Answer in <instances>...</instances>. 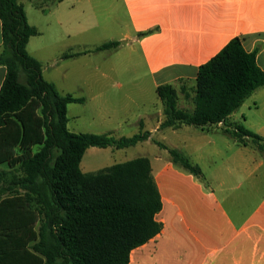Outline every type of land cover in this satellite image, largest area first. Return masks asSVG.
Instances as JSON below:
<instances>
[{"label":"crops","instance_id":"crops-1","mask_svg":"<svg viewBox=\"0 0 264 264\" xmlns=\"http://www.w3.org/2000/svg\"><path fill=\"white\" fill-rule=\"evenodd\" d=\"M55 5L67 9L69 46L59 60L66 62L68 69L93 51L123 55L126 61L113 66L111 75L100 68L92 75L74 69L61 76L82 83L86 95L62 92L56 69L49 80L43 73L44 78L62 95L84 98L88 119L112 125L105 133L121 138L149 132L148 140L136 147L146 152L157 137L168 149L188 156L205 176L206 184L174 166L167 149L166 160L148 157L162 195L163 209L156 218L163 230L132 252L130 264L135 255L143 254L139 250L149 246L153 251L150 264H264V154L250 142L241 144L225 133L228 123L241 124L264 137V130H254L255 119L247 115L258 113L257 120L264 125V87L227 122L205 127L162 128L166 117L157 93L159 86L172 85L178 92V107L193 110L199 68L237 37L247 52L256 54L257 65L264 72V0H57ZM101 18L106 23L100 35L113 31L109 20L117 31V36L102 45L119 42L117 48L97 50L102 45L91 43L90 35L100 28ZM65 54L73 56L64 58ZM6 73V67L0 66V90ZM114 76H125L127 82L114 83ZM114 88L123 92L118 104L105 94ZM73 105L77 104L68 106V116ZM126 126L134 130L131 136L124 134ZM7 167L4 164L0 170Z\"/></svg>","mask_w":264,"mask_h":264},{"label":"trees","instance_id":"trees-1","mask_svg":"<svg viewBox=\"0 0 264 264\" xmlns=\"http://www.w3.org/2000/svg\"><path fill=\"white\" fill-rule=\"evenodd\" d=\"M0 20V66L7 70L0 90V166L10 169L0 170V264H130L132 252L163 230L151 161L142 156L91 173L81 164L89 148L128 149L150 133L117 138L71 131L68 106L85 99L62 95L44 78L41 62L27 49L40 31L21 0H0ZM118 46L109 42L97 50ZM262 87L256 54L234 38L199 68L193 110L178 107L174 86L157 88L166 117L161 127L227 122ZM225 133L264 154V137L243 125L228 123ZM163 146L174 166L204 183L199 165Z\"/></svg>","mask_w":264,"mask_h":264},{"label":"rangeland","instance_id":"rangeland-1","mask_svg":"<svg viewBox=\"0 0 264 264\" xmlns=\"http://www.w3.org/2000/svg\"><path fill=\"white\" fill-rule=\"evenodd\" d=\"M21 2L25 6L29 22L36 26L41 32L40 36H36L31 39V43L28 45V50L33 52L35 56L38 57L43 67L44 76L48 80L50 78L49 76L51 72L56 69L55 74L56 76H59L58 84L62 92H74L76 95L87 94L86 87L83 86L82 83L77 84L72 79L68 81L66 78L61 77L63 74L64 77H66L68 70L73 71L74 69H81L86 71L87 74L92 75L95 73L96 69L99 70L100 68H105L108 70V74L111 75L113 73L111 72V68L113 66H120L122 62L126 61L123 55L109 54L106 56V54H103L102 51H93L88 58L85 60H80L74 64L73 69H68L66 62L59 60L62 50H65L69 46V43L66 39L68 19L66 6L57 7L55 5L57 0H21ZM118 15H121L123 18L121 11L118 12ZM109 22L111 23L113 31L107 36H103L99 33L100 31H104L103 29L105 27L106 21L103 18L99 19L100 28L93 31L95 34L92 32L93 34L90 35L92 39L91 43L101 46L104 42L109 41V38L112 36H117V31L114 30L113 22L111 20H109ZM99 37H101V39H99ZM138 67L143 72V66L140 65ZM113 82L126 83L127 79L125 76H114ZM79 87L83 88V91L79 90ZM189 92L192 93L190 87ZM105 94L110 97L113 102L118 104L119 97L123 94V92L114 88L112 91H107ZM69 109L70 129L74 132L102 134L105 133L106 128L112 126L93 123L91 119L87 118L89 117V110H86L82 104L73 105ZM247 115L255 119V123L253 124L254 130H264V125L257 120L259 117L258 113ZM76 116L78 118H76ZM132 130L133 129L131 126H126L123 132L124 134L131 136L134 133V130ZM113 135L116 137L114 133ZM160 141L161 140L156 137L151 140L150 144H148L150 147L146 150V152H148L150 155H147L144 148L139 146L121 150L111 147L104 149L97 147L89 148L82 160V170L85 173L98 172L116 163L125 162L139 156H147L151 160H153V158L155 160L157 157L166 160V149ZM5 171H10V169L7 167ZM155 174L156 171H154V175ZM204 183L206 184V180ZM139 251H141V253L143 252V254L135 255L131 264H150L148 261L151 259V256L149 255H152L153 253L152 246H149L148 249L145 247Z\"/></svg>","mask_w":264,"mask_h":264}]
</instances>
